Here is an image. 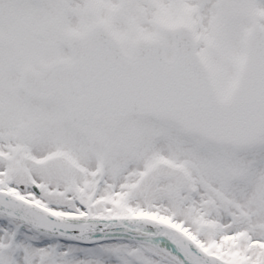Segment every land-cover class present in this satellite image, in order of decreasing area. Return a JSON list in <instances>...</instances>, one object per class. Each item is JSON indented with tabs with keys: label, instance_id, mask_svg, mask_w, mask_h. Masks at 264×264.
Returning a JSON list of instances; mask_svg holds the SVG:
<instances>
[{
	"label": "snow or ice",
	"instance_id": "snow-or-ice-1",
	"mask_svg": "<svg viewBox=\"0 0 264 264\" xmlns=\"http://www.w3.org/2000/svg\"><path fill=\"white\" fill-rule=\"evenodd\" d=\"M0 264H264V0H0Z\"/></svg>",
	"mask_w": 264,
	"mask_h": 264
}]
</instances>
